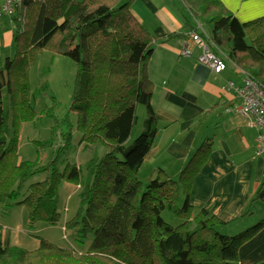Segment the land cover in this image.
<instances>
[{
	"label": "trees",
	"instance_id": "1",
	"mask_svg": "<svg viewBox=\"0 0 264 264\" xmlns=\"http://www.w3.org/2000/svg\"><path fill=\"white\" fill-rule=\"evenodd\" d=\"M133 1L23 0L19 17L12 20L16 55L0 68V202L24 206L30 225H56L59 183L79 185L84 210L67 221L66 229L78 242L93 239L85 252L44 239L30 252L12 246L0 230V264H243L240 248L264 228L262 218L229 233L226 222L192 205V184L210 157L212 137L203 138L177 176L158 168L143 186L139 172L154 155L161 118L152 105L155 86L149 73L160 40L133 13ZM182 2L193 32L202 34L203 28L207 43L264 91V17L243 23L221 0ZM46 49L77 66L70 110L77 115L78 146L88 150L102 143L107 148L104 156L88 162L87 177L75 163L59 170V154L48 165L18 157L20 123L38 116L28 70ZM139 105L147 108V118L130 143ZM66 134L57 153L68 145L71 133ZM37 174L48 177L32 184L19 201L23 185ZM255 200L264 202V186ZM165 213L177 223L167 222Z\"/></svg>",
	"mask_w": 264,
	"mask_h": 264
},
{
	"label": "crops",
	"instance_id": "2",
	"mask_svg": "<svg viewBox=\"0 0 264 264\" xmlns=\"http://www.w3.org/2000/svg\"><path fill=\"white\" fill-rule=\"evenodd\" d=\"M221 1L240 22L264 17V0ZM131 8L156 40L175 35L155 43L149 63L155 86L152 105L161 117L150 162L164 157L152 167L177 176L203 138L212 137L210 157L192 184L191 203L226 222V232L247 229L264 218V202L255 200L264 186V156L257 154L258 129L241 113L243 101L235 91L243 85L245 72L219 50L228 60L222 73L199 63L202 50L192 41L194 32L186 24L182 0H134ZM6 19H0V68L16 55L15 29ZM185 48H191L190 57L180 55ZM207 122L213 123V130ZM249 209L253 215L243 217ZM240 260L264 264V228L242 245Z\"/></svg>",
	"mask_w": 264,
	"mask_h": 264
},
{
	"label": "rangeland",
	"instance_id": "3",
	"mask_svg": "<svg viewBox=\"0 0 264 264\" xmlns=\"http://www.w3.org/2000/svg\"><path fill=\"white\" fill-rule=\"evenodd\" d=\"M6 20L14 28L13 22L9 19ZM13 54L15 55L14 48ZM28 73L31 94L35 96L34 107L38 116L34 121L20 123L18 157L25 161L48 165L59 154V170L62 171L68 163H75L82 168L85 177H87L88 162L92 158L104 156L107 148L102 143H97L88 150H84L83 146H78L77 115L70 110L77 74L75 62L68 56L46 49L29 67ZM137 116L138 120L133 128L130 143L142 133L147 118V108L139 105ZM207 125H210L213 130V123L207 122ZM212 130L211 132H213ZM66 133H71L68 145L63 151L57 153L62 140V144L65 143L63 138L67 136ZM163 158L157 156L152 162L147 160L141 168L139 178L144 187L155 170L158 169L156 167L154 170V167L163 162ZM152 165L155 166L152 167ZM47 177V174H37L25 182L19 201L27 197L32 184L42 182ZM81 192L82 189L79 185L64 181L59 183L57 206L60 220L56 225H49L45 222L30 225L28 211L24 206L16 205L13 201H8L7 206L0 202V230L3 236L10 240L12 246L30 252L39 248L41 239L48 240L60 247L76 249L79 252L87 251L93 237L90 236L84 242H78L75 232L66 229L67 221L84 210ZM164 218L172 225L177 223V220L167 213L164 214Z\"/></svg>",
	"mask_w": 264,
	"mask_h": 264
},
{
	"label": "built area",
	"instance_id": "4",
	"mask_svg": "<svg viewBox=\"0 0 264 264\" xmlns=\"http://www.w3.org/2000/svg\"><path fill=\"white\" fill-rule=\"evenodd\" d=\"M23 0H0V19L7 18L12 20L19 17ZM202 34L193 33L192 41L198 46L202 53L199 57V63L216 74L222 73L228 66L227 57L220 54L218 49L211 47L207 40V33L202 29ZM182 57L192 55L191 48H185L180 53ZM244 82L240 87H235V91L242 99L241 113L250 117V125L258 129L257 154L264 156V91L257 84L244 74ZM234 87L233 84H230Z\"/></svg>",
	"mask_w": 264,
	"mask_h": 264
}]
</instances>
